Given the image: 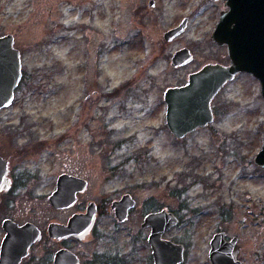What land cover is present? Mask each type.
<instances>
[{"label": "rangeland", "instance_id": "374dc122", "mask_svg": "<svg viewBox=\"0 0 264 264\" xmlns=\"http://www.w3.org/2000/svg\"><path fill=\"white\" fill-rule=\"evenodd\" d=\"M141 1L0 0V33L15 35L23 72L16 102L0 111V157L11 180L0 192V224L31 222L45 234L50 222L66 223L92 201L98 213L84 242L44 239L21 264H52L60 246L109 264H151L141 223L164 208L178 216L163 237L183 244V264H208V241L219 230L240 239L237 256L254 252L264 264V168L253 161L264 143L258 85L243 76L227 84L211 102L213 122L173 138L165 89L207 59H227L210 40V2L195 11L200 0H160L155 12L135 14L131 4ZM181 16L190 17L187 28L164 41ZM182 47L193 61L174 68ZM61 173L88 188L58 210L47 197ZM125 193L136 204L119 224L110 203Z\"/></svg>", "mask_w": 264, "mask_h": 264}, {"label": "water", "instance_id": "95a60500", "mask_svg": "<svg viewBox=\"0 0 264 264\" xmlns=\"http://www.w3.org/2000/svg\"><path fill=\"white\" fill-rule=\"evenodd\" d=\"M228 5L230 9L221 14L211 39L218 45L227 47L230 65L205 64L188 75L186 85L169 87L164 91L165 124L176 139L184 138L213 121L212 99L221 87L238 73H250L258 78L264 97V0H228ZM239 17L240 23L247 21L246 28L240 26ZM227 23L233 26L227 28ZM185 27L186 19L176 28L167 31L164 39L171 41L181 34ZM244 32L247 38L245 43L243 41ZM244 52L247 56L245 58L242 54ZM192 58L191 52L182 48L172 56L171 65L174 68L184 66L191 62ZM21 76V62L19 52L13 48V36L7 34L0 37V110L11 104L14 89ZM254 163L264 167V143L256 154ZM7 173L8 161L0 157V192L6 191L10 186L11 182L6 177ZM86 188L85 180L66 174L60 175L54 191L48 196V201L55 208L70 207L76 202V194L85 191ZM134 206L135 200L130 194H123L119 200H114L111 204L115 217L119 221H124L128 210L130 211ZM89 210L91 211L85 218L82 215H73L66 226L50 224L49 235L57 239L71 235L82 237L90 230L94 222V204H89ZM178 222L175 214L165 209L144 216L141 227L150 228L147 242L151 248L153 264L183 263V245L162 238V235L176 227ZM3 227L6 234L0 247V264H19L22 257L27 254L29 246L40 239L41 233L30 223L19 227L12 221L5 220ZM222 237L223 233L217 234L215 242H212L213 249L210 252L212 263L241 264L233 258L236 238H232L227 243L223 240V244L219 245L218 241ZM54 263L78 264V260L71 252L59 250L55 254Z\"/></svg>", "mask_w": 264, "mask_h": 264}, {"label": "flooded vegetation", "instance_id": "af4514ba", "mask_svg": "<svg viewBox=\"0 0 264 264\" xmlns=\"http://www.w3.org/2000/svg\"><path fill=\"white\" fill-rule=\"evenodd\" d=\"M208 2H210L211 3V5H212V10H211V16H212V20H213V22H212V27L214 26H216V24H217V19H219L220 18V16H221V14L222 13H224V12H227V11H229V9H230V7H229V5H228V0H200V1H198V2H196L197 4L195 5H193V9L195 10V11H198L200 8H202V7H208L209 8V5L207 4ZM132 5V11L135 13V14H142V15H149V13L151 14V13H153V12H155L157 9H159L160 8V0H142L141 2H139V3H137V4H135V3H132L131 4ZM159 12H160V10H158ZM245 18V17H244ZM184 19H186V27H185V29L187 28V26H188V23H189V21H190V17H188V16H181L180 17V22L178 23V25H176L175 27H172V28H170V30L171 29H174V28H176L177 26H179L182 22H183V20ZM246 19V18H245ZM251 20V19H250ZM242 22V21H241ZM247 21H245L244 20V22H242V23H240V17H239V24H240V26H242L243 28H246V26H248L247 24H245ZM253 22V21H252ZM251 22V23H252ZM227 25H228V23H227ZM255 25V24H254ZM230 26H233V25H228L227 26V28H230ZM251 26V25H250ZM184 29V30H185ZM214 29V28H213ZM249 30V29H248ZM252 30V29H251ZM168 31H169V29H168ZM166 32H164V34H165ZM7 34H10V35H12L13 36V48L15 49V50H17L18 52H19V57H20V62L22 61V51H21V47H20V45L17 43V40H16V37H15V35L13 34V33H0V37H2V36H5V35H7ZM177 37V36H176ZM175 37V38H176ZM175 38H173L171 41H173ZM163 39H164V35H163ZM246 33L244 32L243 33V41H244V43L246 42ZM210 40H211V42L215 45V47H218V48H220V49H222L223 50V53L225 54L224 55V57H226L225 59H227V60H225V61H220V60H216V59H207L206 61H205V63L207 64V63H218V64H221V65H223V66H228V65H230V60H229V57H228V52H227V47L225 46V45H218L217 43H215V42H213L212 41V39H211V36H210ZM249 40H250V38H249ZM164 41H166L165 39H164ZM171 41H166V42H171ZM251 41V40H250ZM249 43V42H248ZM182 48H186V47H182ZM182 48H180V49H182ZM186 49H188V48H186ZM179 50V49H178ZM177 50V51H178ZM244 50V49H243ZM176 52V51H175ZM191 54H192V52H191ZM243 54V58H245V56H246V54H245V52L244 53H242ZM174 55V54H173ZM172 55V56H173ZM192 57H193V54H192ZM247 57V56H246ZM250 57V56H249ZM172 58V57H171ZM252 60V59H251ZM193 61V58H192V60H191V62ZM254 61V60H253ZM191 62H189V63H191ZM171 63V62H170ZM188 63V64H189ZM188 64H186V65H188ZM186 65H184V66H186ZM184 66H180V67H178V68H181V67H184ZM21 71H22V63H21ZM195 71H197V70H195ZM195 71H193V72H195ZM193 72H191V73H193ZM190 73V74H191ZM188 75L189 74H187V76H186V79H185V83H183V84H179V85H177V86H174V87H180V86H183V85H186L187 84V81H188ZM247 77V78H251V79H253L254 81H256V83H257V85H258V89H257V95H258V98H259V100L261 101V103H263V105H264V97L262 96V93H261V82H260V80L258 79V78H256V77H254L252 74H250V73H245V72H242V73H238V74H236L235 76H234V78L231 80V81H228V82H226L222 87H221V89L218 91V93L217 94H219L221 91H222V89L227 85V84H230V83H232V82H234L236 79H238L239 77ZM22 79H23V72H22V76H21V79H20V81H19V83L17 84V86H16V88L14 89V95H13V100H12V102H11V104L7 107V108H9V107H11L15 102H16V95H17V93H18V91H19V89H20V84H21V82H22ZM172 87V86H171ZM216 94V95H217ZM216 95L214 96V98L216 97ZM213 98V99H214ZM212 99V100H213ZM165 104V103H164ZM7 108H2L0 111H2V110H5V109H7ZM261 108H263V107H261ZM165 109H166V106H165ZM213 115H214V113H213ZM263 117V119L261 120L262 121V126L264 125V116H262ZM164 120H165V111H164ZM167 128V127H166ZM170 133V132H169ZM174 138V137H173ZM185 138V137H184ZM176 139V138H175ZM181 139H183V138H181ZM178 140H180V139H178ZM259 152V151H258ZM258 152H256V154L258 153ZM255 154V155H256ZM254 158H255V156H254ZM254 158H253V161H254ZM256 165V164H255ZM256 166H258V165H256ZM258 167H260V166H258ZM260 168H262V167H260ZM264 168V167H263ZM63 174H66V175H68V176H72V177H75V178H80V177H78V176H75V175H71V174H67V173H61V174H59L58 176H57V178H56V182H57V179H58V177L60 176V175H63ZM81 179H83V178H81ZM10 180V179H9ZM84 180V179H83ZM86 181V180H85ZM10 182H11V180H10ZM56 182H55V187H56ZM87 182V181H86ZM10 185H11V183H10ZM9 188H10V186H9ZM8 188V189H9ZM87 188H88V183H87ZM86 188V189H87ZM7 189V190H8ZM6 190V191H7ZM86 191V190H85ZM85 191H83V192H80V193H77L76 195H77V198H78V195L79 194H82V193H84ZM125 194H128V193H125ZM121 198V197H120ZM119 198V199H120ZM118 199V200H119ZM48 200V199H47ZM114 201V200H113ZM49 202V201H48ZM76 202H77V199H76ZM75 202V203H76ZM75 203L72 205V206H74L75 205ZM94 204V210H95V212H94V222H93V225H92V227L90 228V230L85 234V235H83L82 237H80V238H78V237H76V236H68V237H66V238H61V239H57V238H53V237H51V235H49V232H48V227H49V225L50 224H52V223H55V224H60V225H63V226H66L67 224H68V221L70 220V218L73 216V215H82V216H84V218H85V216L86 215H88L89 214V212L91 211V210H89V204ZM111 204H112V201H111V203H110V211L112 212V214H113V217H114V219L116 220V222L117 223H119V224H122V223H124V222H127L128 221V219H129V213H130V211L133 209H131L130 211L128 210V215H127V218L124 220V221H119L118 220V218L117 217H115V214H114V211H113V209L111 208ZM136 204V203H135ZM49 205L52 207V208H54V209H58V210H62V209H69V208H71L72 206H70V207H66V208H55L54 206H52L51 204H50V202H49ZM135 207V206H134ZM162 209H164V208H162ZM162 209H160V210H162ZM160 210H157V211H160ZM166 210V209H165ZM168 211V210H167ZM153 212H156V211H153ZM169 212H172V211H169ZM97 213H98V207H97V205L94 203V202H92V201H89V202H87L86 203V206H85V212H81V213H73L70 217H68V219H67V221H66V223H59V222H50L48 225H47V227H46V230H45V234H44V232L43 231H41L37 226H35L34 224H32L31 222H24V223H18V222H16V221H14L13 219H11V218H3L2 220H1V226H0V228H1V230H2V237H1V239H0V247H1V244H2V241H3V239H4V237H5V234H6V231H5V229H4V227H3V221H5V220H10V221H12L15 225H17V226H23V225H25L26 223H30V224H32L33 226H35L39 231H40V233H41V237H40V239L38 240V241H35L34 243H32L30 246H29V248L27 249V254L24 256V257H22V259L20 260V262H19V264H21L29 255H30V253H31V250L33 249V247L34 246H36L37 244H39L42 240H47V241H49V242H51V243H61V242H65V241H68V240H70V239H72V240H75L77 243L78 242H84V240L89 236V234H90V232L92 231V229H93V227H94V225H95V221H96V216H97ZM149 213H151V212H149ZM173 214H175L174 212H172ZM146 214H148V213H146ZM145 214V215H146ZM225 211H224V209L222 210V212L220 213V216H225ZM144 215V216H145ZM144 216H143V219H144ZM175 216L178 218V216L175 214ZM243 220H244V218H243ZM142 222H143V220H142ZM175 228V227H174ZM145 229H148V235H149V232H150V228H145ZM173 229V228H172ZM171 229V230H172ZM170 231V230H169ZM168 231V232H169ZM167 233V232H166ZM220 233H223V237H222V239L220 240V241H218L219 242V245H222L223 244V240L227 243V242H229L232 238H236V244H235V246H234V249H233V258H234V260H236V261H240V263L241 264H259L260 262V259L258 258V256L260 257V255H258L257 253H254V252H249L248 253V256L246 257L245 255V257L244 256H237V250H238V247H239V245H240V239L237 237V236H235V235H232V236H229L228 234H227V232H225V231H222V230H219V231H216V232H214L211 236H210V238H209V241H208V252H207V257H208V264H213L212 263V260H211V257H210V252L212 251V249H213V243L212 242H215V237L217 236V234H220ZM165 234V233H164ZM163 234V235H164ZM148 235H147V237H148ZM163 235H162V238H164L163 237ZM164 239H166V238H164ZM146 241H147V238H146ZM173 242V241H172ZM148 243V242H147ZM175 243V242H174ZM148 245H149V243H148ZM183 245V244H182ZM149 248H150V245H149ZM183 248H184V246H183ZM59 250H67V251H69V252H71L76 258H77V260H78V264H82V262H83V260H85L86 262H88V264H109V262L112 260L111 258H109V257H104L103 255H101V254H93V256H91V255H88V256H85V255H79L78 253H76L75 251H72L71 249H69L67 246H60L58 249H56L55 251H53L52 252V256H51V263L52 264H55L54 263V257H55V254H56V252L57 251H59ZM259 250V249H258ZM51 252V251H50ZM150 253H151V248H150ZM85 257V258H84ZM185 262V248H184V261H183V263ZM182 263V264H183ZM151 264H153V257H152V253H151Z\"/></svg>", "mask_w": 264, "mask_h": 264}]
</instances>
